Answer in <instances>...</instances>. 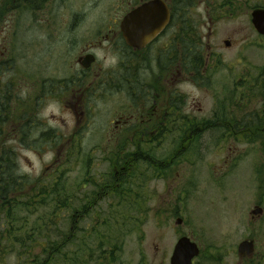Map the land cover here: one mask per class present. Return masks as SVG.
I'll use <instances>...</instances> for the list:
<instances>
[{"label": "rangeland", "instance_id": "1", "mask_svg": "<svg viewBox=\"0 0 264 264\" xmlns=\"http://www.w3.org/2000/svg\"><path fill=\"white\" fill-rule=\"evenodd\" d=\"M189 3L190 0L187 5ZM187 5L183 7L180 39L182 44L203 45L197 49L202 51L207 63L201 86L190 83L182 86L184 110H188L191 118L198 119L207 118L213 110L240 118L258 113L262 107L260 95L264 84V73L261 74L264 69V35L255 29L251 14L256 5L264 7V0H194ZM35 28L31 15H24L18 31L17 54L21 49L20 57H16L15 63L14 58L7 60L0 75L10 77L16 73L22 81L19 88L22 110L19 114L28 121L37 122L33 136L52 128L58 135L69 137L42 148L34 147L36 141L8 144L17 147L16 155L9 159L10 164L16 167L17 176L21 174L36 179L53 163L57 148L68 150V157L72 152V159L68 162L71 165L68 187L73 199H80L84 192L77 189L87 182V170L91 169L90 178L94 171L108 175L112 170L109 160L103 156L106 139L101 138L99 131L105 129L111 115L102 104L94 112L96 121L91 134L72 135L75 130H82L78 126V117L57 97L43 96L38 82L64 76L72 59L68 56V45L46 25L42 36H38ZM48 32L51 33L49 39ZM189 35L192 40L188 39ZM225 41H230L231 45L227 46ZM2 103L4 101H0ZM3 113L13 115L8 106L3 108ZM223 129L217 127L204 134L186 152L179 149L180 141L151 144L154 153L148 156L144 151L148 158L140 157L131 171L132 177L122 181L116 194L103 200L92 213L94 218L82 222L81 243L86 242L93 248L86 252L85 264H98L96 259H104L101 251L97 253V249L95 252V248L100 247L110 252L105 257L111 264H170L175 245L184 235L192 237L201 247L194 264H240L237 246L249 230L257 229L258 253L263 255L261 264H264V213L258 216L257 224L251 222L255 205L258 203L264 209V145L262 139L253 137L254 130L250 132L247 127L246 136L234 143L242 154L237 166L230 167L225 177L222 173L215 175L214 166L220 164L222 154L219 153V143L212 142V135H219ZM40 143L42 141L37 145ZM177 155L176 164L169 172L166 166ZM169 180L177 185H169ZM91 189L93 187L87 185L86 190ZM33 202L31 204L38 205L37 200ZM52 207L37 208L32 217L15 222L16 228H21L19 234L36 239L33 250L30 249L36 255L47 252L46 243L57 241L52 239V233L56 235L58 230H67L63 221L69 220L68 215L80 209L74 203L71 208L57 209L54 217ZM23 210L22 216L30 215L28 209ZM177 218L184 222L176 224ZM9 223L4 219L2 229H8ZM75 250L76 246L67 247L61 254L68 253V258L62 260L58 254L52 263L75 264L71 262ZM27 251V247L9 246L2 264H24L21 256ZM45 257L46 254L41 256ZM77 261L83 263L82 259Z\"/></svg>", "mask_w": 264, "mask_h": 264}, {"label": "flooded vegetation", "instance_id": "2", "mask_svg": "<svg viewBox=\"0 0 264 264\" xmlns=\"http://www.w3.org/2000/svg\"><path fill=\"white\" fill-rule=\"evenodd\" d=\"M187 1H0V41H2L0 69L3 65H7L5 64L7 60L14 58L13 63H15L16 57H20L21 49L17 54L18 31L22 25V17L28 13L32 20H35L38 36H42L41 33L46 25L51 33L57 32L61 41L68 45V56L72 59L64 76L59 79H48L45 83L39 80L38 82L43 96L54 99L57 97L59 102H62L76 118L78 117V126L83 131L75 130L72 135L91 134L96 121L93 118L94 112L102 104L110 113V122L106 127L103 124L104 130L102 128L99 130L101 138L106 139L102 153L113 160V164L109 161L113 168L111 173L115 175L117 181L107 184L109 187L119 185L118 181L130 174L129 170L134 160L140 157L148 158L144 151L149 153L151 144L180 141V149L186 152L194 144L195 138L199 136L202 138L211 130L222 127L224 129L219 135H214L215 137L212 135V142L219 143V153L222 154L219 159L220 164L214 166V172H217L215 175L222 173V177H225L230 167L235 168L242 157L234 144L235 140L246 136L247 127L250 132L254 130L253 137L258 138V134H255L258 132L257 112L255 119L251 117L248 121L254 125L247 126V116L232 117L230 114L224 115L213 110L207 118L198 119L191 118L188 110H184L183 84L190 83L197 87L202 85V79L199 80L195 72L185 71L181 58L183 7L187 5ZM193 2L194 0H190L187 6ZM150 4L155 6L153 11L157 15L158 22L161 11L166 13L168 10L170 19L166 27L158 31L151 41L143 44L140 40L150 36V32L146 31L145 17H142V14L135 16V13ZM256 8L257 5L254 9ZM129 16L131 19L133 17V21L138 19V22H131L125 26L124 22ZM155 28L156 25H153V29ZM134 29L137 30L134 33L136 40L132 41L137 44L131 43L128 39V34ZM51 33L48 32L47 39L51 37ZM200 46L203 48V45ZM21 83L16 73L10 77L0 75V101H4L0 104V146L28 141L41 142L45 134L54 131L52 128L46 129L41 134L33 136L37 122L33 119L28 121L19 114L22 110V97L19 94ZM5 106H8L13 113L12 116L2 114ZM33 106L36 107L37 104ZM65 137L69 136L64 134L63 138ZM14 148L17 152L16 145ZM118 156L133 162L129 161L130 165L123 162V165L119 166ZM174 163L176 161L172 157L168 164ZM169 172L172 170L169 169ZM168 184L177 185L175 181L170 180ZM2 190L5 191V185ZM4 202L5 195L0 198V204ZM81 203L97 205L96 201L86 198H83ZM256 207L258 203L254 208ZM252 211L251 222L257 224L258 216L261 215ZM243 237L237 246L240 264L263 263V255L258 253V229L249 230ZM243 241L254 244L252 256L247 253L240 255L239 245Z\"/></svg>", "mask_w": 264, "mask_h": 264}, {"label": "trees", "instance_id": "3", "mask_svg": "<svg viewBox=\"0 0 264 264\" xmlns=\"http://www.w3.org/2000/svg\"><path fill=\"white\" fill-rule=\"evenodd\" d=\"M255 8V7H254ZM192 40L191 35H189L188 39ZM186 40L185 38L182 39ZM200 46L198 43L195 45H190L188 43H181V58L185 68V71L192 73L195 72L199 78V80L204 78V69L206 68V60L203 58V53L201 50H198L197 47ZM264 73V69L261 71V74ZM262 94L260 95V100L262 103V107L258 109V139H262V143L264 145V84L262 86ZM257 116V114H256ZM255 114H251V116H247V126H252L254 124L249 123L248 121L252 117L255 119ZM187 129V128H185ZM186 135V133H184ZM200 136L195 138L194 141L198 142L200 140ZM64 140L63 136L57 134L56 131L48 132V135L45 134L42 143L39 145L38 142L35 143V148H42L46 144L50 142L61 143L60 141ZM34 143V142H33ZM56 143V144H57ZM126 145V144H125ZM180 149V147H179ZM154 153V149L151 148L148 156ZM16 155V151L14 148L9 147L8 144L6 146H0V198L5 195V202L0 204V264H2L4 259V254L6 253V249L11 247H27V252L23 254L21 257L24 260V264L26 262L28 264H53L52 261L56 255L60 254L62 260L68 258V253L61 254L69 246H76V250L74 253V258L71 262L75 264H85L86 260H84V256L87 251L92 250V246H90L86 242H82V234L83 232V224L82 222L86 219H91L96 211V208L103 202V200L111 195L117 193L121 183L127 177H132L131 174L132 169L135 165L138 164L139 159L134 160V164L132 168L129 170L130 174L123 176L119 185H114L113 187L107 186V184L117 183L115 180V175L111 173L113 170L112 164L113 160L104 156L105 159L111 161L112 164L108 161V164L112 170L109 171V174H99L98 172H93L92 178L89 177L91 174V169L87 170V182L82 184V188L77 189L78 191L82 190L84 192L83 196L79 199H73L74 195L69 190V171H70V163L72 152L68 157V150H64L62 147L56 149V156L53 163L47 167L44 174L39 178L30 179L28 176H24L19 174L16 175V167L11 166L10 160H12V156ZM180 156V155H179ZM68 157V161H67ZM178 155L174 157L175 161ZM89 158V157H88ZM151 158V157H150ZM8 159V160H6ZM10 159V160H9ZM131 162L130 159H123L118 156V165L122 166L123 162H127V165H130L128 162ZM149 164H151V159L148 160ZM133 162V161H132ZM176 164V163H174ZM173 164V165H174ZM161 165V163H160ZM173 165L168 164L166 169L173 170ZM153 167V165L151 164ZM6 167V169H5ZM128 168V166H127ZM155 168H162V166H156ZM106 176V177H104ZM56 178V180L54 179ZM5 185V191L3 192V188ZM87 185H91L93 189L87 191ZM21 193V194H20ZM86 198L88 200L96 201V204L81 203V200ZM33 200H37L38 205H33ZM31 201V202H30ZM55 202V204H52ZM76 203L80 209L75 210V212L69 214V220H64L66 222L67 230H58L56 235L52 233V239L56 238L57 241H48L46 244L48 248H45L47 252L44 254H37L35 252L30 251L33 250V245L36 239H32L33 236L28 235L27 237L21 233V228H16V223L19 221H25L27 218L32 217L37 208H41L42 206H53L52 216L55 217L56 210L63 208V210L71 208V206ZM23 209H28L30 215L22 216V212H25ZM88 210L84 212V210ZM64 217V216H63ZM9 221V227L6 230H3V221ZM16 222V223H15ZM15 223V224H14ZM70 225V226H69ZM81 228V229H80ZM33 231V229H32ZM31 239V240H30ZM30 240V241H29ZM29 241V242H28ZM29 243V245H28ZM28 245V246H27ZM43 245V244H41ZM101 245V244H99ZM98 249V252H102L104 259L102 261L96 259L98 264H111L106 259V255L110 252L106 251L103 247L95 248V252ZM82 251V252H80ZM114 252V251H113ZM112 252V253H113ZM91 254V252H88ZM45 258H41L42 255H45ZM54 257V258H53ZM77 259H82L83 263L77 261ZM115 261V260H113ZM57 262V259L55 260Z\"/></svg>", "mask_w": 264, "mask_h": 264}, {"label": "water", "instance_id": "4", "mask_svg": "<svg viewBox=\"0 0 264 264\" xmlns=\"http://www.w3.org/2000/svg\"><path fill=\"white\" fill-rule=\"evenodd\" d=\"M153 7H155L154 5H148L146 6L143 10L140 9L139 11H137L135 13L136 15H140L142 14V17H145V24L147 26L146 31L150 32V36H146L144 37L142 40V43H148L149 41L152 40V38L154 37V35H156V33H158V31H161L164 27H166V25L169 23V11L167 10L166 13L164 11H161V16L158 22V18L157 15L155 13V11H153ZM164 13V14H163ZM252 23L255 27V29L257 30L258 33H260L261 35H264V7H258L256 9H254L252 11ZM138 19H134L133 21V17L131 19V16L127 17L124 25L127 26L128 23H137ZM153 25H156V28L153 29ZM137 30H131V32L128 34V39L131 43L133 44H137V42H133L132 40H136V38L134 37V33ZM225 44L227 46L231 45L230 41H225ZM254 214L258 215H262L264 213V209L261 206H258L256 208H254V210L252 211ZM184 222V220L182 218H178L176 220V224H182ZM239 252L240 255L243 256L244 253H247L249 256H252V254L254 253V244L250 243V241H243L240 245H239ZM200 254V247L199 245L192 240L191 237L189 236H181L174 248L173 254L171 256V261L170 264H194L193 260L194 258L198 257Z\"/></svg>", "mask_w": 264, "mask_h": 264}]
</instances>
